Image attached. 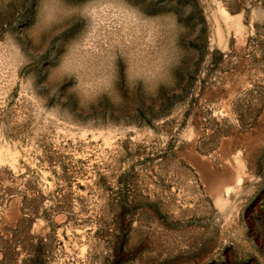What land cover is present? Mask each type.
I'll use <instances>...</instances> for the list:
<instances>
[{"label":"rangeland","instance_id":"1","mask_svg":"<svg viewBox=\"0 0 264 264\" xmlns=\"http://www.w3.org/2000/svg\"><path fill=\"white\" fill-rule=\"evenodd\" d=\"M0 264H264V0H0Z\"/></svg>","mask_w":264,"mask_h":264}]
</instances>
